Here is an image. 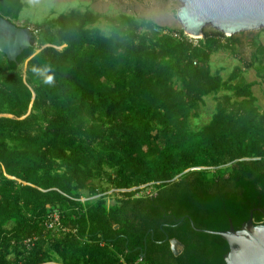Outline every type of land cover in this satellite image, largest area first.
I'll return each instance as SVG.
<instances>
[{"label": "trees", "instance_id": "16d2710c", "mask_svg": "<svg viewBox=\"0 0 264 264\" xmlns=\"http://www.w3.org/2000/svg\"><path fill=\"white\" fill-rule=\"evenodd\" d=\"M216 35L72 10L36 23L17 61L0 52V264H227L203 230L264 222V112L256 82L212 71ZM253 63L264 79L261 44Z\"/></svg>", "mask_w": 264, "mask_h": 264}, {"label": "rangeland", "instance_id": "374dc122", "mask_svg": "<svg viewBox=\"0 0 264 264\" xmlns=\"http://www.w3.org/2000/svg\"><path fill=\"white\" fill-rule=\"evenodd\" d=\"M24 7L19 18L14 20L20 25L36 27V23H42L48 19L56 18L62 13L72 10L82 12L91 11L103 14L107 17H119L123 14L129 15L136 20H151L165 32H172L176 35H184L195 43L205 38L206 34L215 36L216 30L212 26H206L202 37H195L187 34L177 18L178 9L181 6L180 0H22ZM1 13V12H0ZM104 32L108 33L109 28L105 19L98 24ZM202 36V35H201ZM222 44L229 45L213 53L211 68L213 72L220 71L226 82L231 80V75L236 72L239 78L229 83V87L241 82H256L253 92L258 98V105L264 112V79L259 77L256 64L253 63V56L259 44L264 46V27L242 31L233 36L223 33L216 35ZM25 68V67H24ZM216 102L213 97H207L205 104L200 108V117L194 127H199L207 122L215 110ZM143 188V187H141ZM124 191V190H123ZM151 187L144 191V194L151 192ZM118 190L110 189L106 194L111 195ZM83 198L82 200H85Z\"/></svg>", "mask_w": 264, "mask_h": 264}, {"label": "water", "instance_id": "95a60500", "mask_svg": "<svg viewBox=\"0 0 264 264\" xmlns=\"http://www.w3.org/2000/svg\"><path fill=\"white\" fill-rule=\"evenodd\" d=\"M180 2L177 18L185 32L191 36L203 38V31L209 25L229 36L264 27V0ZM33 36L32 25H20L0 15V52L5 53L10 61H17L18 56L31 47ZM203 231L218 234L228 241L230 250L225 255L227 264H264V222L255 223L252 214L239 229L231 224L229 230ZM166 240L170 242L171 250L176 256L184 250V245L178 239H169L167 236ZM145 244L147 245L146 239ZM146 247L141 253L142 258L146 256Z\"/></svg>", "mask_w": 264, "mask_h": 264}, {"label": "built area", "instance_id": "2783aa9c", "mask_svg": "<svg viewBox=\"0 0 264 264\" xmlns=\"http://www.w3.org/2000/svg\"><path fill=\"white\" fill-rule=\"evenodd\" d=\"M55 224L60 225L59 224V214L57 212H54L51 215V219L47 222V226L48 228H52ZM141 262H137L136 264H140Z\"/></svg>", "mask_w": 264, "mask_h": 264}]
</instances>
